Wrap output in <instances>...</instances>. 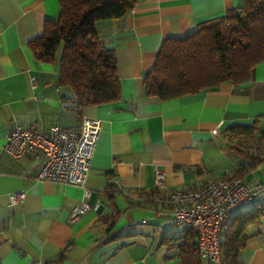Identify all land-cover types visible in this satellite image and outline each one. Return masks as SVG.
<instances>
[{
    "label": "crops",
    "instance_id": "crops-1",
    "mask_svg": "<svg viewBox=\"0 0 264 264\" xmlns=\"http://www.w3.org/2000/svg\"><path fill=\"white\" fill-rule=\"evenodd\" d=\"M241 6L242 0H137L126 15L98 22V39L114 50L120 97L79 113L67 99L71 90L58 83L59 51L46 63L29 46L45 21L57 18L59 0H0V264H182L178 245L196 236L174 222L171 191L236 175L264 185V159L233 150L226 135L229 126L264 127V61L246 82L167 100L144 87L165 39L185 37ZM84 116L100 121L86 178L87 200L97 208L70 222L82 189L35 180L32 156L16 159L2 148L18 122L44 130L56 121L73 130ZM248 141L243 148L254 153ZM260 141L255 148L264 152ZM156 168L164 173L161 188ZM17 191L25 197L12 204ZM244 237L238 264H264V216L246 225Z\"/></svg>",
    "mask_w": 264,
    "mask_h": 264
},
{
    "label": "trees",
    "instance_id": "trees-1",
    "mask_svg": "<svg viewBox=\"0 0 264 264\" xmlns=\"http://www.w3.org/2000/svg\"><path fill=\"white\" fill-rule=\"evenodd\" d=\"M136 3L137 0H59L57 18L46 20L43 34L29 42L35 57L46 63L54 62L59 51L58 83L71 90L72 96L67 99L79 113L85 106L109 103L120 97L114 50L100 42L96 26L100 21L126 15ZM262 61L264 0H242L241 7L198 24L187 36L165 39L144 78L145 93L167 100L216 89L224 82L240 84L250 80ZM226 135L233 150L254 161L264 159V152L257 147L251 154L243 148L247 140L264 136L258 122L229 126ZM236 214L221 232L224 264H238L244 229L264 216V203L255 204L253 210L240 213L233 220ZM178 247L182 264H202L196 242H184Z\"/></svg>",
    "mask_w": 264,
    "mask_h": 264
},
{
    "label": "built area",
    "instance_id": "built-area-1",
    "mask_svg": "<svg viewBox=\"0 0 264 264\" xmlns=\"http://www.w3.org/2000/svg\"><path fill=\"white\" fill-rule=\"evenodd\" d=\"M99 130L100 121L85 116L73 130L56 121L44 130L38 129L35 122H18L7 133L2 149L16 159L32 156L36 160L35 180L71 184L82 189L83 198L69 214V221L73 222L88 210L97 208L87 200L90 190L86 178ZM163 182L164 173L156 168L155 187L161 188ZM262 191L264 185L260 182L249 183L239 176L220 177L208 180L196 189H175L169 193L167 201L173 206L174 222L194 231L202 261L224 264L222 230L243 206L254 205ZM24 197V191L9 196L12 204Z\"/></svg>",
    "mask_w": 264,
    "mask_h": 264
},
{
    "label": "rangeland",
    "instance_id": "rangeland-1",
    "mask_svg": "<svg viewBox=\"0 0 264 264\" xmlns=\"http://www.w3.org/2000/svg\"><path fill=\"white\" fill-rule=\"evenodd\" d=\"M260 128H261V129H264V127H259V129H260ZM261 129H260V130H261ZM259 135H260V133H259V131H257L256 134H255V136H258V137H259ZM258 137H257V138H258ZM257 138H252V139H250V140L248 141V146H249L250 148H252V150L255 149V146L259 143L260 140L264 139V136H262L260 140H257ZM257 142H258V143H257ZM262 143H264V140L260 141V144H262Z\"/></svg>",
    "mask_w": 264,
    "mask_h": 264
}]
</instances>
